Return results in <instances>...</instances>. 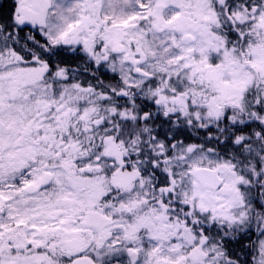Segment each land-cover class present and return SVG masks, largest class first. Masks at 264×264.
Listing matches in <instances>:
<instances>
[{
  "label": "snow or ice",
  "instance_id": "6c2138e0",
  "mask_svg": "<svg viewBox=\"0 0 264 264\" xmlns=\"http://www.w3.org/2000/svg\"><path fill=\"white\" fill-rule=\"evenodd\" d=\"M0 264H264V0H0Z\"/></svg>",
  "mask_w": 264,
  "mask_h": 264
}]
</instances>
